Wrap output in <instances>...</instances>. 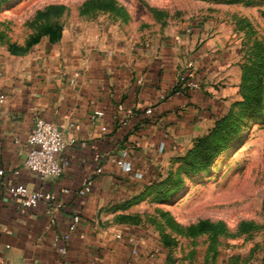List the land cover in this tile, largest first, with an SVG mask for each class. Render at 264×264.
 Instances as JSON below:
<instances>
[{"label": "crops", "instance_id": "0c3cea01", "mask_svg": "<svg viewBox=\"0 0 264 264\" xmlns=\"http://www.w3.org/2000/svg\"><path fill=\"white\" fill-rule=\"evenodd\" d=\"M98 35L65 32L28 57L0 56V264H62L54 239L76 214L64 257L70 264H165L162 240L121 220L120 204L185 155L240 96L245 54L231 21L178 22L138 44ZM183 71L196 88L177 84ZM36 117L63 133L58 177L41 179L23 165ZM98 167L92 191L78 196ZM17 184L52 191L63 207L54 213L43 202L21 207L8 191ZM117 232L137 239L136 253Z\"/></svg>", "mask_w": 264, "mask_h": 264}, {"label": "rangeland", "instance_id": "374dc122", "mask_svg": "<svg viewBox=\"0 0 264 264\" xmlns=\"http://www.w3.org/2000/svg\"><path fill=\"white\" fill-rule=\"evenodd\" d=\"M210 16L231 21L250 58L248 97L239 93L222 115L231 111L217 157L175 158L120 204L121 220L157 234L165 264H264V0H0V56L28 57L65 32L138 44L168 25Z\"/></svg>", "mask_w": 264, "mask_h": 264}, {"label": "built area", "instance_id": "2783aa9c", "mask_svg": "<svg viewBox=\"0 0 264 264\" xmlns=\"http://www.w3.org/2000/svg\"><path fill=\"white\" fill-rule=\"evenodd\" d=\"M177 84L188 88H196L197 82L190 77L186 72H181L177 78ZM3 96H0L2 101ZM152 108L145 110L146 114H150ZM96 116H101L102 112L96 111ZM101 130H106L105 126ZM28 151L23 161L24 167L34 172L41 179L58 177L62 174L64 163L58 158V154L65 148V140L62 131L53 122L47 121L41 117H36L31 133L27 140ZM120 168L126 170L128 168L127 162L123 159L111 158ZM101 167H98L92 174L86 177L80 188L77 190L78 196H85L92 191L94 175L101 172ZM4 171L0 169V177ZM9 194L12 198L18 201L21 207L33 208L40 202L46 206L49 213H54L63 207V201L52 191H44L41 189L30 190L23 184L12 185L8 187ZM67 192L66 189L63 190ZM80 221L78 214L73 215L67 231L60 236L55 237L54 241L57 243V251L61 255L62 264H70L64 260L67 253V243L71 233L76 229ZM115 238L125 240L132 245V252H137V239L131 235L123 232H117Z\"/></svg>", "mask_w": 264, "mask_h": 264}, {"label": "trees", "instance_id": "16d2710c", "mask_svg": "<svg viewBox=\"0 0 264 264\" xmlns=\"http://www.w3.org/2000/svg\"><path fill=\"white\" fill-rule=\"evenodd\" d=\"M244 54H245V51H244ZM250 65H251L250 64V58L248 55H246L245 61L242 64V75H241V82H240V87H239V93L245 99L248 97V95H246L245 90L247 89L248 81L250 80V74H251L250 73V71H251ZM176 88L178 89V86H176ZM240 102H242V101L234 103L233 106H236ZM251 108H253L254 111H261V106H259V105L251 106ZM229 113H231V111H229L226 115L219 117L215 121L214 125L211 127V129L208 131L207 134L197 138L194 141L192 147L185 153V155L182 158L185 159L187 154H189L190 152L191 153L194 152V153L188 158V160L193 157V159L202 158L203 161L208 162V161H211V159H214L215 157H217L219 155L218 150L221 147V144H219L217 141H219L222 138L221 131L223 129V126H224L223 124H224L226 118H228L227 115H229ZM206 146H208L209 148ZM197 154L199 156H197ZM191 161H193V160H190V162ZM168 175L169 174H167V176Z\"/></svg>", "mask_w": 264, "mask_h": 264}]
</instances>
